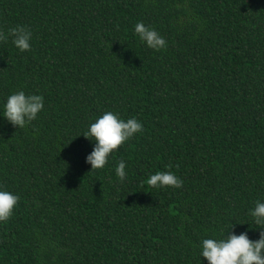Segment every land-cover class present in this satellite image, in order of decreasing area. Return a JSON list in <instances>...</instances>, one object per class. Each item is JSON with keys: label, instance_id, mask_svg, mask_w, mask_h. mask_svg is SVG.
<instances>
[{"label": "trees", "instance_id": "trees-1", "mask_svg": "<svg viewBox=\"0 0 264 264\" xmlns=\"http://www.w3.org/2000/svg\"><path fill=\"white\" fill-rule=\"evenodd\" d=\"M17 26L30 51L0 41V190L20 197L0 264H208L204 239L259 240L264 0H0V32ZM19 91L44 103L22 129L3 115ZM106 112L143 130L92 170L83 134ZM169 171L182 187L147 185Z\"/></svg>", "mask_w": 264, "mask_h": 264}, {"label": "clouds", "instance_id": "clouds-1", "mask_svg": "<svg viewBox=\"0 0 264 264\" xmlns=\"http://www.w3.org/2000/svg\"><path fill=\"white\" fill-rule=\"evenodd\" d=\"M135 32L151 49L159 51L167 46L166 40L143 22L135 25ZM31 35L26 26H17L9 29L8 33L0 32V41L7 42L11 37L14 46L26 52L31 50ZM43 107L42 96L26 95L24 91H19L8 97L3 115L14 127L22 129L37 118ZM142 130L143 125L137 119L124 121L117 114L106 112L83 134L85 138L95 141V147L86 157V162L92 170L102 169L111 153ZM167 167L171 168L172 165ZM125 168V162L121 160L115 169L121 181L126 178ZM146 183L150 187L160 188H179L183 185V181L170 171L156 172ZM19 199L17 195L0 190V222L9 220ZM250 215L256 225H264V203L257 201ZM201 255L208 264H264V230L257 241L250 240L246 232L240 235L227 234L226 238L220 240L204 239Z\"/></svg>", "mask_w": 264, "mask_h": 264}]
</instances>
